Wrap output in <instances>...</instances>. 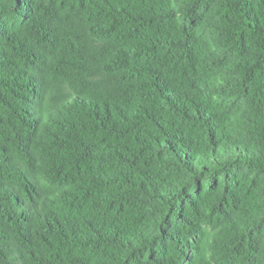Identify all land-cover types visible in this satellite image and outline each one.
<instances>
[{"label":"trees","instance_id":"1","mask_svg":"<svg viewBox=\"0 0 264 264\" xmlns=\"http://www.w3.org/2000/svg\"><path fill=\"white\" fill-rule=\"evenodd\" d=\"M211 8L220 51L252 49L224 87L264 97V0H0V264H257L264 214L193 197L264 174V101L256 150L203 101L211 60L178 18Z\"/></svg>","mask_w":264,"mask_h":264},{"label":"rangeland","instance_id":"2","mask_svg":"<svg viewBox=\"0 0 264 264\" xmlns=\"http://www.w3.org/2000/svg\"><path fill=\"white\" fill-rule=\"evenodd\" d=\"M209 11H204L200 18L193 23L184 22L179 17V23H186L195 31L200 39V44L206 49L210 58V67L204 74L210 87L206 89L203 97L204 103L210 105L226 122L232 139L238 147L257 149L259 146L251 130L254 123L253 104L264 97L258 91L257 81L251 85L246 95H241L224 87V82L235 79L230 65L239 59L249 58L252 54L251 46L236 56L223 54L218 46L214 30V16ZM240 56V57H239ZM178 178L186 177L183 172H171ZM200 191L193 193L195 199L205 200L208 196L224 198V206L230 217L240 219L248 227H255L261 215L264 214V174L240 167L228 178L218 177L213 186L204 180L199 182ZM217 196V197H216ZM188 215V212H187ZM216 226L212 223H203L200 226L201 234L196 239L212 234ZM259 255L257 264H264V226L259 227L254 235ZM198 242V240H197ZM197 251V250H195ZM190 251V255L196 257V252ZM199 264H214L209 257L204 258Z\"/></svg>","mask_w":264,"mask_h":264}]
</instances>
